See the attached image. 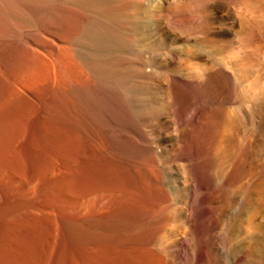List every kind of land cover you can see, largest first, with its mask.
Here are the masks:
<instances>
[{
    "label": "bare ground",
    "instance_id": "6f19581e",
    "mask_svg": "<svg viewBox=\"0 0 264 264\" xmlns=\"http://www.w3.org/2000/svg\"><path fill=\"white\" fill-rule=\"evenodd\" d=\"M263 114L264 0H0V264H264Z\"/></svg>",
    "mask_w": 264,
    "mask_h": 264
},
{
    "label": "rangeland",
    "instance_id": "374dc122",
    "mask_svg": "<svg viewBox=\"0 0 264 264\" xmlns=\"http://www.w3.org/2000/svg\"><path fill=\"white\" fill-rule=\"evenodd\" d=\"M263 115H264V114H263ZM242 129H243V128H241V129H239V130L237 131V137H236V138H238V140H239V141L236 140V142H237L236 145H237V146H240V144H241V146H242L243 143H244V142H243V143L241 142L242 139H243L242 137H243V135H244V131L241 132ZM239 134H240V135H239ZM238 135H239V137H238ZM240 137H241V138H240ZM238 143H239V144H238ZM237 146H236V147H237ZM236 149L238 150V152H236V154H237L236 157H237V160L239 161V162L237 163V164H238V165H237V170L239 169L238 172H237V181H238V182L236 183V186L238 185V186H237V188H238V187L240 186V182H239V179H240L239 172H240L241 167L243 168L242 171H244V170H246V169H249L250 167H253L255 161L257 160L256 158L259 159L260 157L257 156V154L259 155V153H256V152H254V151H252L253 153H252L251 151H249L250 153H249L248 157H245V154H244V153H245V150H243V149H244V146H243V148L238 147V148H236ZM241 150H242V151H241ZM240 152H241V155H240ZM255 153H256V154H255ZM243 154H244V155H243ZM251 154H252V155H251ZM242 157H243V158H242ZM244 157H245V158H244ZM254 158H255V159H254ZM247 159L250 160V162H249L250 164L247 163V162H248ZM253 159H254V160H253ZM245 160H247V161H245ZM241 161L243 162V166H241V164H240V163H242ZM244 162H245L246 164H244ZM251 162H252V163H251ZM247 164H248V165H247ZM244 165H245L246 167H245ZM240 166H241V167H240ZM247 166H249V167H247ZM245 168H246V169H245Z\"/></svg>",
    "mask_w": 264,
    "mask_h": 264
}]
</instances>
